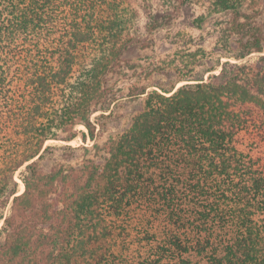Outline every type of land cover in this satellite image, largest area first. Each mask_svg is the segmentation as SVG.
Returning a JSON list of instances; mask_svg holds the SVG:
<instances>
[{"label":"trees","instance_id":"16d2710c","mask_svg":"<svg viewBox=\"0 0 264 264\" xmlns=\"http://www.w3.org/2000/svg\"><path fill=\"white\" fill-rule=\"evenodd\" d=\"M1 221L0 264H264V0H0Z\"/></svg>","mask_w":264,"mask_h":264},{"label":"rangeland","instance_id":"374dc122","mask_svg":"<svg viewBox=\"0 0 264 264\" xmlns=\"http://www.w3.org/2000/svg\"><path fill=\"white\" fill-rule=\"evenodd\" d=\"M258 54L259 53H253V54H251L250 56H248L247 58H246V60H254L257 56H258ZM232 60H234V61H236V59H232ZM180 84H182V83H180ZM84 127L83 126H79V129H83ZM50 143H52V144H63L64 142H61V141H52V142H50ZM68 143H70V144H72V145H79V144H82L83 143V139H82V137L81 136H78L76 139H74V140H72L71 142H68ZM87 143L88 144H91L92 143V141H91V139H87ZM25 169V166H23L19 171H18V173H17V178L20 180V184H21V186H20V189H21V191H23V189H24V185H23V182L21 181V179H20V174H21V172L23 171ZM2 221L0 222V227H1V225H2Z\"/></svg>","mask_w":264,"mask_h":264},{"label":"water","instance_id":"95a60500","mask_svg":"<svg viewBox=\"0 0 264 264\" xmlns=\"http://www.w3.org/2000/svg\"><path fill=\"white\" fill-rule=\"evenodd\" d=\"M179 85H181V84H179ZM23 185H24V183H23ZM23 190H24V189H23ZM21 192H22V191H21ZM21 192H20V193H21Z\"/></svg>","mask_w":264,"mask_h":264}]
</instances>
